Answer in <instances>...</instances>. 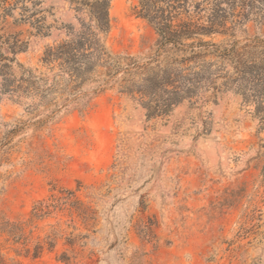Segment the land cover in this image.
<instances>
[{
  "label": "rangeland",
  "instance_id": "374dc122",
  "mask_svg": "<svg viewBox=\"0 0 264 264\" xmlns=\"http://www.w3.org/2000/svg\"><path fill=\"white\" fill-rule=\"evenodd\" d=\"M81 1L98 0H28L30 23L7 12L0 32L26 43L21 64L42 69ZM142 1L110 0L104 40L145 62L158 36L138 17ZM227 1L240 24L206 41L235 38L241 49L264 35V0ZM121 91L110 85L86 111L54 118L38 99L0 104V264H264V132L241 95L222 89L149 119ZM67 190L66 208L33 219Z\"/></svg>",
  "mask_w": 264,
  "mask_h": 264
},
{
  "label": "trees",
  "instance_id": "16d2710c",
  "mask_svg": "<svg viewBox=\"0 0 264 264\" xmlns=\"http://www.w3.org/2000/svg\"><path fill=\"white\" fill-rule=\"evenodd\" d=\"M27 3L0 0V20L8 11L19 10L20 21L30 23L34 17ZM110 5V0L76 2L78 25L67 27V38L45 50L41 70L19 62L26 43L0 32V104L6 99H38L47 110H53L54 118L65 111H86L90 97L110 85H120L123 94L146 109L149 119H157L186 101L192 105L205 102L207 94L225 89L241 95L259 132H264V35L246 39L241 49L235 38L220 44L205 40L225 35L240 24L236 1L143 0L138 17L158 36L155 54L145 62L114 55L106 48ZM33 22L37 34L46 36L44 21ZM61 193V197L38 203L33 219L66 208L74 193Z\"/></svg>",
  "mask_w": 264,
  "mask_h": 264
}]
</instances>
